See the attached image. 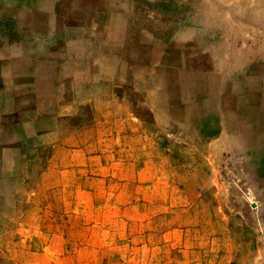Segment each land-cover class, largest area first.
I'll use <instances>...</instances> for the list:
<instances>
[{"label":"rangeland","instance_id":"1","mask_svg":"<svg viewBox=\"0 0 264 264\" xmlns=\"http://www.w3.org/2000/svg\"><path fill=\"white\" fill-rule=\"evenodd\" d=\"M0 264H264V0H0Z\"/></svg>","mask_w":264,"mask_h":264},{"label":"crops","instance_id":"2","mask_svg":"<svg viewBox=\"0 0 264 264\" xmlns=\"http://www.w3.org/2000/svg\"><path fill=\"white\" fill-rule=\"evenodd\" d=\"M255 10H256V8H255ZM259 17V16H258Z\"/></svg>","mask_w":264,"mask_h":264}]
</instances>
